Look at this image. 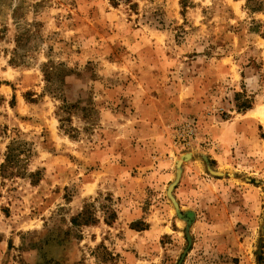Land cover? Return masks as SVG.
<instances>
[{
    "label": "rangeland",
    "instance_id": "1",
    "mask_svg": "<svg viewBox=\"0 0 264 264\" xmlns=\"http://www.w3.org/2000/svg\"><path fill=\"white\" fill-rule=\"evenodd\" d=\"M1 164L0 264H264V0H0Z\"/></svg>",
    "mask_w": 264,
    "mask_h": 264
},
{
    "label": "trees",
    "instance_id": "2",
    "mask_svg": "<svg viewBox=\"0 0 264 264\" xmlns=\"http://www.w3.org/2000/svg\"><path fill=\"white\" fill-rule=\"evenodd\" d=\"M17 29H19L18 23H17ZM21 39H22L21 32L17 30L16 35H15V46L13 48V52L9 60L12 63H16V64L18 63L17 59L20 57V52L18 50L22 46ZM44 76H45V80L47 81L53 80L52 79L53 76L48 71L44 72ZM16 159H17V153H15L13 149L9 148L7 150V153L5 154L4 161L7 163H12ZM0 169H1V172H5L6 171L5 164H1Z\"/></svg>",
    "mask_w": 264,
    "mask_h": 264
}]
</instances>
